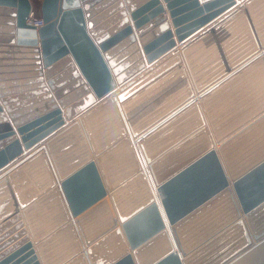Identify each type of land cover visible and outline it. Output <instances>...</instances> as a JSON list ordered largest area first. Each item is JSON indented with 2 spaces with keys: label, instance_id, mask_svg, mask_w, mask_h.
<instances>
[{
  "label": "water",
  "instance_id": "1",
  "mask_svg": "<svg viewBox=\"0 0 264 264\" xmlns=\"http://www.w3.org/2000/svg\"><path fill=\"white\" fill-rule=\"evenodd\" d=\"M31 10L0 0V264H264V0Z\"/></svg>",
  "mask_w": 264,
  "mask_h": 264
},
{
  "label": "crops",
  "instance_id": "2",
  "mask_svg": "<svg viewBox=\"0 0 264 264\" xmlns=\"http://www.w3.org/2000/svg\"><path fill=\"white\" fill-rule=\"evenodd\" d=\"M30 1V3H31V6H32V10L34 11V14H35V16H37L38 18H41V15H40V12H39V10H37V8L35 7V4L36 5H38L39 3L41 4V1L42 0H29ZM162 4H163V6L165 5L163 2H161ZM165 13H166V15L168 16V12L165 10ZM168 22H169V25H170V27H171V29L173 30V28H172V26H171V20L169 19V17H168V20H167Z\"/></svg>",
  "mask_w": 264,
  "mask_h": 264
},
{
  "label": "built area",
  "instance_id": "3",
  "mask_svg": "<svg viewBox=\"0 0 264 264\" xmlns=\"http://www.w3.org/2000/svg\"><path fill=\"white\" fill-rule=\"evenodd\" d=\"M28 23L30 25L36 26L37 28L43 25L42 19L35 16L33 10H31V12L29 14Z\"/></svg>",
  "mask_w": 264,
  "mask_h": 264
},
{
  "label": "rangeland",
  "instance_id": "4",
  "mask_svg": "<svg viewBox=\"0 0 264 264\" xmlns=\"http://www.w3.org/2000/svg\"><path fill=\"white\" fill-rule=\"evenodd\" d=\"M35 7L37 8V10H39L40 12V3L38 5L35 4Z\"/></svg>",
  "mask_w": 264,
  "mask_h": 264
}]
</instances>
